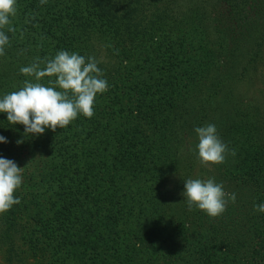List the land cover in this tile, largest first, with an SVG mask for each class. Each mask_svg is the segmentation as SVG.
<instances>
[{
  "label": "trees",
  "instance_id": "1",
  "mask_svg": "<svg viewBox=\"0 0 264 264\" xmlns=\"http://www.w3.org/2000/svg\"><path fill=\"white\" fill-rule=\"evenodd\" d=\"M28 1L17 5L32 19L33 35L23 27L22 37L41 47L29 53L32 61L61 50L94 56L109 84L92 118L79 115L48 144L50 161L64 169L46 179L45 193L59 205L40 210L49 264H264V213L256 210L264 204V102L234 98L242 74L264 64V0ZM245 42L252 51L242 54L236 79ZM14 43L6 54L20 48ZM50 79L40 82L51 86ZM193 113L197 127L214 124L229 149L215 176L199 168L200 179L236 194L217 218L189 211L181 195L197 167L198 152L186 161L180 140ZM232 130L249 141L228 136ZM226 238L240 246L225 248Z\"/></svg>",
  "mask_w": 264,
  "mask_h": 264
},
{
  "label": "clouds",
  "instance_id": "2",
  "mask_svg": "<svg viewBox=\"0 0 264 264\" xmlns=\"http://www.w3.org/2000/svg\"><path fill=\"white\" fill-rule=\"evenodd\" d=\"M46 2L41 0L42 4ZM16 4L17 0H0V56L6 54L5 49L10 43L4 29L15 32L10 17L17 14ZM41 63L45 64L44 68L40 67ZM99 63L94 56L86 58L65 50L46 61H40L37 57L31 65L20 69L25 76L34 77L36 82L25 80L18 91L0 98V113L7 114L9 124L23 125L25 136H40L46 129L55 132L58 128H67L81 114L92 118L97 95L109 88L103 71L98 67ZM45 77H55V80L48 81L51 86L40 82ZM195 132L199 140V162L204 167L225 163L229 149L220 139L216 126L208 124L196 127ZM23 142L18 140L17 144ZM0 143H8L6 137L0 135ZM235 154V150H232L231 155ZM23 169L14 160L0 158V214L20 203L15 193L22 185ZM181 195L185 197L189 211L195 207L212 218L222 216L229 202H236V194L226 192L224 185L214 178L187 179ZM256 210L264 213V204L257 205Z\"/></svg>",
  "mask_w": 264,
  "mask_h": 264
},
{
  "label": "rangeland",
  "instance_id": "3",
  "mask_svg": "<svg viewBox=\"0 0 264 264\" xmlns=\"http://www.w3.org/2000/svg\"><path fill=\"white\" fill-rule=\"evenodd\" d=\"M18 1L19 0H17V4ZM24 1L26 5L30 2L28 0ZM17 4V14L14 17H10L11 26L15 28V32H7V29L4 30L7 34L13 33V38L10 41L21 46H19L20 48L16 46L18 49L16 48V51H12V54H5L4 58L0 56V98L5 94L18 91L23 87L25 80H29L33 83L36 82L34 77L25 76L20 72L21 67L29 66L33 62L29 53H32L35 48L41 49V47L37 39L29 41L26 40V37H22L23 34L26 35L27 31H30L29 35H33L30 27L32 19L30 16L31 13H27L26 9H24L23 13ZM262 25H264V23H262ZM23 27H25L27 31L22 30ZM254 29L251 34L253 36H259L263 31V28ZM251 44L252 43L245 42V44L242 45V52L237 58L238 62L235 64L236 72L233 78H240V73L242 72L241 67L244 66L245 62L242 54H247L249 51H252L250 50ZM5 52H7L6 49ZM35 52L37 51L35 50ZM15 56H18V58ZM192 90L193 88L188 90L184 89L183 96H189ZM234 98L246 102L258 100L264 102V64L257 66L255 72L245 71V73L242 74L239 83L235 86ZM198 124L199 114L193 113L188 120V128L186 125L184 126V130L188 131V135H183V137L182 135L180 136V140L184 142V145H182V150L184 149L182 153L186 161H189L190 156L196 154L195 151L198 152L197 145L199 140L195 132V128ZM56 131H58V129ZM56 131L53 132L47 129L45 133L40 136L31 134L25 136L23 125L17 124L13 126L9 124L7 121V114L0 113V135L6 137L8 141V143H0V158L14 160L19 167L24 168L22 172V185L15 193L16 197L20 199V203L18 206L14 205V207H12L14 212L11 217H7L9 211L0 214V264H49L51 260V250L45 245L43 239V232H46V228L49 226L48 219L40 214V210L41 205L50 207L52 205H59L61 201L58 197L53 199V197L50 198V196L48 197L45 193L47 192L46 188L48 185L46 179L48 178L50 170L55 168V170H58V172L60 171L61 174L64 172V169L61 170L58 163L55 164L50 161L51 148L48 144L53 142L54 137L57 135ZM218 135L220 136L219 133ZM233 135H241V137L233 138L244 142V144L250 139V135L244 132V130H232L228 136L231 137ZM46 138L48 139L45 141ZM18 140H23L24 142L18 145ZM255 147L256 145L252 143L246 147L247 152L252 155L251 160L258 159V156H256L257 153L254 151ZM196 162L197 167L191 179H200L201 177L199 168L202 164L199 162V159H197ZM59 163H61V160H59ZM212 167L216 168L218 165H212L207 168L213 170ZM216 174H218L217 171H214V176ZM7 224L12 226L10 227V232H8ZM7 233H9L11 236L10 238H12L15 253L10 250V239L4 240ZM229 242L234 246H240V244H236L226 238L223 246L227 249L232 248V246H229ZM75 249H77L78 252L80 251L78 243H75ZM88 256H86V258ZM248 261L251 262V260ZM93 262H97V260ZM104 264H108L107 261H104Z\"/></svg>",
  "mask_w": 264,
  "mask_h": 264
}]
</instances>
